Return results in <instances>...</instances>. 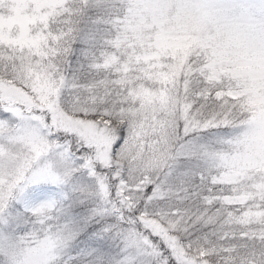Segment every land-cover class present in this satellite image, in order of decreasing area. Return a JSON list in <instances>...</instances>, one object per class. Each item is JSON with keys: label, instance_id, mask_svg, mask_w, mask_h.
<instances>
[{"label": "snow or ice", "instance_id": "1", "mask_svg": "<svg viewBox=\"0 0 264 264\" xmlns=\"http://www.w3.org/2000/svg\"><path fill=\"white\" fill-rule=\"evenodd\" d=\"M0 264H264V0H0Z\"/></svg>", "mask_w": 264, "mask_h": 264}]
</instances>
